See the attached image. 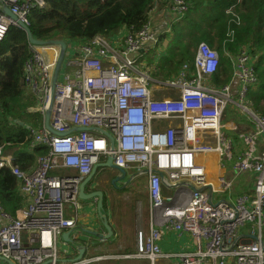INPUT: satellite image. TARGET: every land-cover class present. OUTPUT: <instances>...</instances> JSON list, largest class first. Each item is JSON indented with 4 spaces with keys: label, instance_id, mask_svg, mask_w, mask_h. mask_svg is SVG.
<instances>
[{
    "label": "built area",
    "instance_id": "2783aa9c",
    "mask_svg": "<svg viewBox=\"0 0 264 264\" xmlns=\"http://www.w3.org/2000/svg\"><path fill=\"white\" fill-rule=\"evenodd\" d=\"M45 4L46 0H0V40L9 26L18 27L3 7L28 25L29 11ZM168 4L176 22L188 10L184 0ZM155 5L138 30L124 28L113 39L97 35L88 44L66 42L53 91L60 48L31 47L23 80L35 104L27 112L38 114L42 124L27 126V151L43 145L47 152L37 156L32 169L21 170L14 152L5 150L8 143L0 145V169L7 167L17 177L24 198L14 218L0 207V257L15 264L100 260L101 256L61 259L58 245L66 244L65 232L77 240L74 217L65 215V207L74 212L80 207L81 180L94 164L112 156L132 178L147 176L149 227L136 232L135 253L124 257L150 264L159 259H176L177 264H264V153L257 152L258 141H264V114L244 104L249 86L256 83L255 57L244 48L236 55L227 53L232 80L215 87L210 77L217 71L219 56L200 42L192 61L165 80L154 78V65L143 56L160 44L149 20ZM230 109L246 114L248 132L230 134L229 126L221 123ZM47 110L57 134L44 127ZM98 129L112 135L113 149ZM210 154L217 157L215 169L208 164ZM167 232L189 235L192 249L163 250L160 241Z\"/></svg>",
    "mask_w": 264,
    "mask_h": 264
},
{
    "label": "trees",
    "instance_id": "16d2710c",
    "mask_svg": "<svg viewBox=\"0 0 264 264\" xmlns=\"http://www.w3.org/2000/svg\"><path fill=\"white\" fill-rule=\"evenodd\" d=\"M158 1L168 3V0H46L44 7L29 11L28 27L36 39L88 44L97 35L113 39L121 28L140 29ZM184 1L188 10L178 23L189 31L188 43L177 45L179 58L175 54L161 57L154 63L153 73L169 78L185 61H192L196 46L205 42L219 56V66L210 82L221 87L232 78V64L226 54L236 55L247 49L255 57L256 83L248 88L246 100L253 111L264 114V0ZM31 47L25 32L16 26H9L0 40V145L8 143L5 150L15 149V162L21 170L32 169L37 156L47 152L43 145L27 151L31 141L27 126L42 124L41 119L33 120V114L27 112L35 104L23 80V67L31 57ZM240 191L243 190L237 192ZM23 206L17 177L9 168H1L0 207L14 218Z\"/></svg>",
    "mask_w": 264,
    "mask_h": 264
},
{
    "label": "crops",
    "instance_id": "0c3cea01",
    "mask_svg": "<svg viewBox=\"0 0 264 264\" xmlns=\"http://www.w3.org/2000/svg\"><path fill=\"white\" fill-rule=\"evenodd\" d=\"M171 8L169 4L166 3L163 9L156 10V7L151 12L149 20L151 23V31L155 38L159 39V43L162 42V38L165 33H172L173 18ZM178 22V20H177ZM121 28L120 30H123ZM196 50V49H195ZM162 51H158L154 60L156 62L161 58ZM154 62V63H156ZM232 80V78H231ZM230 80V81H231ZM228 111H232L228 114ZM224 115V123L229 126V132L238 134L239 132H248L251 129L249 122L245 119L243 115H237L232 109L228 110ZM255 114L257 112L253 111ZM223 115V116H224ZM229 118L231 120L229 121ZM231 122V125L228 123ZM224 132V131H223ZM244 147V143L240 144ZM13 151L14 150H9ZM257 152L264 153V141L259 140L257 143ZM16 155V154H15ZM209 165L211 164L213 169L216 168L215 160L217 157L215 155H208L207 157ZM102 162L105 159H101ZM35 164V163H34ZM226 168V167H225ZM115 172L114 177L118 175ZM129 182L125 185V180L117 182V187L109 184L107 179L114 177H109L107 174L96 171L95 176L92 179V183L85 186V192L90 193L94 190H101L103 192V212L107 216V222L112 230V235L107 239H100L91 234H86L83 230L95 231L99 234H106L103 224L100 218L97 217V201L94 200H81L79 199L80 207L75 210L69 205L65 207V215L67 217H74L75 229L73 230L77 234V238L81 240L83 246H85V254L88 249L90 250V256L82 259H89L94 256H101L102 258L96 262H90L88 264H150L146 259L137 258H126L124 255H130L135 253L136 244V232L140 229L147 230L149 227V197L147 192V177H146V187L141 189V196L143 201L138 196H135L131 188L132 178L131 172H126ZM165 190V189H164ZM166 191V190H165ZM142 201V202H141ZM62 242L66 244H61V256L66 260H72L79 254L78 246L76 248L66 240L62 239ZM73 246V247H72ZM160 246L163 250L168 251H178V250H191L192 243L190 236L187 234H177L175 232H167L164 238L160 241ZM7 264V263H4ZM155 264H177L176 259L163 260L159 259Z\"/></svg>",
    "mask_w": 264,
    "mask_h": 264
},
{
    "label": "water",
    "instance_id": "95a60500",
    "mask_svg": "<svg viewBox=\"0 0 264 264\" xmlns=\"http://www.w3.org/2000/svg\"><path fill=\"white\" fill-rule=\"evenodd\" d=\"M3 12L6 14L7 17H9L10 19L12 20H15L17 22V25L19 28H21L25 34H26V37H27V42L32 45V46H45V45H58L60 50H59V54H58V58L56 60V64H55V67H54V70H53V75H52V91L54 90V86L56 84V82L59 80V75H60V71H61V67H62V63H63V60H64V56H65V51H66V48H67V43L66 41L64 40H40V39H36L33 37L32 33H31V30L29 29L28 25L23 23L22 21H20L17 16H15L7 6L3 7ZM141 52V51H140ZM49 119H50V111L47 110L44 114V118H43V124H44V127L50 131L52 134H57L50 126L49 124ZM20 125H22V122H18ZM77 130L79 131H84V130H87L89 128H86V127H78L76 128ZM99 131H101L105 136L108 137L109 141H110V148L113 149V137L112 135L105 131V130H102V129H98ZM105 167H108L110 169H114L118 175L115 176L114 178H112V180L110 181V183L117 187V182H120L122 180H125L126 177H127V173L126 171L115 165L113 163V157L112 156H109L106 158V160L104 162H98L96 164L93 165L92 169H91V172L86 175L80 182L79 184V191H78V198L81 199V200H96L97 201V217L100 218L101 220V223L103 224L105 230L107 231V233L104 235V234H99L95 231H89V230H83L84 233L86 234H91L97 238H100V239H104V240H107L111 235H112V230H111V227L109 226L108 222H107V216L104 214L103 212V204H102V201H103V192L101 190H94L90 193H86L85 192V186H87L88 184H91L93 181V177L95 176L96 174V171L98 170V168H105ZM162 175V174H160ZM129 182V178H127L125 180V185ZM209 189V187H207ZM71 232H65L62 234V239L66 240L67 242L71 243L72 245H79L78 246V252L79 254L77 255V257L75 258L76 261L80 260L83 258L84 254H85V246H83L81 243V240L79 238H77L76 241H72L71 238L69 237ZM0 261L1 262H4V263H7V264H15L13 263L12 261L10 260H7L3 257H0Z\"/></svg>",
    "mask_w": 264,
    "mask_h": 264
},
{
    "label": "rangeland",
    "instance_id": "374dc122",
    "mask_svg": "<svg viewBox=\"0 0 264 264\" xmlns=\"http://www.w3.org/2000/svg\"><path fill=\"white\" fill-rule=\"evenodd\" d=\"M156 10H159V9H163L164 5L161 4L159 1L156 2ZM172 18H173V21L175 19V16L172 15ZM175 24V28L173 29V32L172 33H165L164 37L162 38V42H160L157 50H150L148 53L144 54V59L145 58H148V63L152 62V64L154 65V58H155V54L158 53V51H162V55H166V56H170L171 54H175L177 58H179V51L176 50V47L177 45H179V43H183V45H185L186 43H188V36H189V31H186V29L184 30V28L182 27V24L181 23H178L176 21L173 22ZM69 45L72 43H68ZM197 47V46H196ZM163 57V56H161ZM180 68V67H179ZM154 70V69H153ZM153 70L152 71V76L154 78H162V77H159L161 75H158V74H155L153 73ZM60 79L62 80V76H60ZM163 79V78H162ZM165 80V79H163ZM253 87L252 85L249 86V88ZM164 95H168V92H164ZM244 104L247 106V108L252 109V106L250 105V103L246 100L244 101ZM232 111H228V114H230ZM241 110H237V115H243L244 117H246V114L245 113H240ZM233 114V112H232ZM33 116V120H38V119H41L40 116L38 114L36 115H32ZM225 116L224 115L222 118H221V123L223 125H225L224 123V119H225ZM231 120V118H229V121ZM226 126V125H225ZM226 128L223 127L221 129V131L223 132ZM99 171L107 174L109 177H114L113 175H115V172L108 168V167H105V168H99ZM146 175H142V176H136L134 177V179L130 182L131 183V190L133 191L134 195L135 196H138L137 198L141 199L143 201V198L140 194L141 192V189L146 187ZM141 201V202H142ZM149 215V213H148ZM263 232V239H264V228L262 230ZM58 248L61 250V244L58 245ZM61 251H65V250H61ZM90 250L88 249L87 253L85 254V257H88L90 256ZM0 264H1V261H0ZM155 264V263H154Z\"/></svg>",
    "mask_w": 264,
    "mask_h": 264
},
{
    "label": "flooded vegetation",
    "instance_id": "af4514ba",
    "mask_svg": "<svg viewBox=\"0 0 264 264\" xmlns=\"http://www.w3.org/2000/svg\"><path fill=\"white\" fill-rule=\"evenodd\" d=\"M107 181H108V183L110 184L111 179L109 178V179H107Z\"/></svg>",
    "mask_w": 264,
    "mask_h": 264
}]
</instances>
